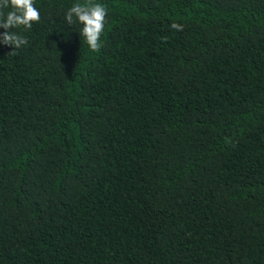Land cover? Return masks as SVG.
Wrapping results in <instances>:
<instances>
[{
    "label": "trees",
    "instance_id": "16d2710c",
    "mask_svg": "<svg viewBox=\"0 0 264 264\" xmlns=\"http://www.w3.org/2000/svg\"><path fill=\"white\" fill-rule=\"evenodd\" d=\"M76 2L0 43V264H264V0Z\"/></svg>",
    "mask_w": 264,
    "mask_h": 264
},
{
    "label": "clouds",
    "instance_id": "9594fccd",
    "mask_svg": "<svg viewBox=\"0 0 264 264\" xmlns=\"http://www.w3.org/2000/svg\"><path fill=\"white\" fill-rule=\"evenodd\" d=\"M4 9L10 10L5 12ZM106 17V7L94 0L74 3L64 16L68 25H73L76 22L82 25L80 34L93 52L99 51L102 46L101 36ZM40 18V12L35 7L34 0H0V28L6 30L0 33V43L14 46V50L26 45L28 40L18 33L12 32L11 29L21 26L31 29L32 24L39 22ZM173 27L182 29L179 24H174Z\"/></svg>",
    "mask_w": 264,
    "mask_h": 264
}]
</instances>
